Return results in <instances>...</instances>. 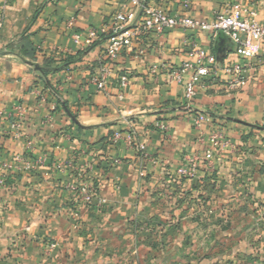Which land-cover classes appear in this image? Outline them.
Listing matches in <instances>:
<instances>
[{
  "label": "crops",
  "instance_id": "crops-1",
  "mask_svg": "<svg viewBox=\"0 0 264 264\" xmlns=\"http://www.w3.org/2000/svg\"><path fill=\"white\" fill-rule=\"evenodd\" d=\"M230 1L144 0L204 20ZM243 1L264 24V0ZM133 8L130 0H0V264L43 263L47 238L58 244L53 264H180L185 257L171 248L184 246L191 214L199 213L190 220L199 247L214 251L218 241L201 232H230L236 215L264 210V43L250 44L256 69L243 90L223 79L199 89L192 107L207 122L196 128L182 85L164 68L187 60L192 32L151 34L122 51L108 94L92 82L108 41L83 51L75 34ZM218 35L199 40L216 54ZM227 39L226 58L234 48ZM32 50L38 62L80 57L44 78L29 63ZM121 75L130 80L123 99ZM18 106L27 111L19 136ZM216 133L225 145L213 148ZM210 148L196 178L177 174L185 157ZM82 182L97 188L92 204L71 190ZM234 253L202 255L199 264L232 262Z\"/></svg>",
  "mask_w": 264,
  "mask_h": 264
},
{
  "label": "built area",
  "instance_id": "built-area-1",
  "mask_svg": "<svg viewBox=\"0 0 264 264\" xmlns=\"http://www.w3.org/2000/svg\"><path fill=\"white\" fill-rule=\"evenodd\" d=\"M133 9L129 12H119L113 19L101 26L92 28L86 37L75 34V42L83 51L92 47L97 40L106 39L108 48L100 58L98 74L92 79L97 89L108 94L111 87V73L113 64L125 49L133 46L151 34L165 35V33L181 28L192 32L189 39L187 60L179 66H164L168 79L178 82L183 87L184 109L190 113L193 125L199 128L207 122V115L193 111V102L198 96L199 89L205 85L223 79L229 90H243L249 83L247 74L256 69L257 51L251 43H264V24L258 20V11L246 4L243 0H232L223 10L216 11L212 20L191 17L187 14H172L165 9L148 5L144 0H130ZM199 33H206L216 37L222 33L234 45L232 53L223 63L217 60L216 54L204 47L199 40ZM158 69L153 73L157 74ZM128 75L119 77V97L123 99L129 87ZM27 111L18 106L12 116V128L19 136ZM116 139L120 138L116 134ZM213 148L225 145L219 134L210 137ZM144 149V148H141ZM214 156L210 148L203 154L195 153L184 158L177 168V174L187 179H194L198 175L199 166L204 161H210ZM80 203L92 204L97 198L94 185L82 182L71 186ZM100 204L106 201L99 199Z\"/></svg>",
  "mask_w": 264,
  "mask_h": 264
},
{
  "label": "rangeland",
  "instance_id": "rangeland-1",
  "mask_svg": "<svg viewBox=\"0 0 264 264\" xmlns=\"http://www.w3.org/2000/svg\"><path fill=\"white\" fill-rule=\"evenodd\" d=\"M195 218H199V213L191 214L189 220L186 221L189 225L186 226V231L183 232L185 233L184 246L179 247L177 244H173L171 248L173 251L178 249L179 256L183 254V257H185H182L183 261L180 264H199V258L202 255L210 256L213 253H222L224 250H229V247L235 248L233 261L228 263L223 261L216 264H264V210H261V213L253 212L249 215H236L235 228L230 232L223 233L220 229L201 232L200 236L203 239L214 238L218 241L217 244H220V246H217L214 251L203 245L199 247V228L195 229L192 223L190 225V220ZM44 238L41 241L44 242ZM150 239L155 241L156 237ZM45 242L46 244H44L47 247H41V252L45 258L41 264H53L54 258L59 259L55 252L58 244L57 242L52 243L48 238ZM32 264L36 263L33 262Z\"/></svg>",
  "mask_w": 264,
  "mask_h": 264
},
{
  "label": "trees",
  "instance_id": "trees-1",
  "mask_svg": "<svg viewBox=\"0 0 264 264\" xmlns=\"http://www.w3.org/2000/svg\"><path fill=\"white\" fill-rule=\"evenodd\" d=\"M98 41H101V40H97L94 43V45ZM90 48H88L87 50H89ZM29 55L32 57L31 58L32 60H30L29 63L31 65H33L34 67L39 66L41 68L40 72L44 78H47L49 75L57 73L62 69L68 68L70 65L75 63L77 61V59L80 57V55H78L77 57L69 55L64 59L58 60L56 57L52 56L49 58H44V60L42 62H38V59L36 57V52L34 50H32V53H30ZM95 188H96V186H95ZM96 190H97V188H96Z\"/></svg>",
  "mask_w": 264,
  "mask_h": 264
},
{
  "label": "water",
  "instance_id": "water-1",
  "mask_svg": "<svg viewBox=\"0 0 264 264\" xmlns=\"http://www.w3.org/2000/svg\"><path fill=\"white\" fill-rule=\"evenodd\" d=\"M227 41H228L227 37L224 34L220 33L215 43L216 57L220 63H223L227 55L226 54L228 49ZM35 69L39 72L41 71V68L39 66H36Z\"/></svg>",
  "mask_w": 264,
  "mask_h": 264
}]
</instances>
